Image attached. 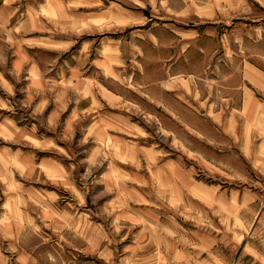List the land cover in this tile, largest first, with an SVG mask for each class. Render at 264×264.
I'll return each mask as SVG.
<instances>
[{"label":"rangeland","instance_id":"rangeland-1","mask_svg":"<svg viewBox=\"0 0 264 264\" xmlns=\"http://www.w3.org/2000/svg\"><path fill=\"white\" fill-rule=\"evenodd\" d=\"M19 1L30 14L63 16L47 28L68 40L63 59L116 94L94 104L109 121L101 132L88 113L67 129L75 93L52 116L60 147L81 166L71 186H43L68 220L45 224L35 209L41 232L24 246L39 264H132L125 249L149 224L187 248L179 264L192 244L196 264H224V236L264 213V0ZM46 2L63 11L41 12ZM107 56L116 72L103 67ZM110 239L114 257L78 251ZM163 245L157 260L171 264L177 252Z\"/></svg>","mask_w":264,"mask_h":264},{"label":"crops","instance_id":"crops-1","mask_svg":"<svg viewBox=\"0 0 264 264\" xmlns=\"http://www.w3.org/2000/svg\"><path fill=\"white\" fill-rule=\"evenodd\" d=\"M23 7L19 0H0V264H39L35 251L22 243L27 236L39 234L35 209L40 211L38 215L45 224L56 220L62 226L68 220V213H62L61 208L60 211L54 209L57 197L49 198L43 188L50 182L69 187L72 174L81 166L77 154L69 146L60 147L61 136L50 128L52 116L69 109L66 103L70 102H65L64 98L69 93L78 94L75 108L69 110L70 116L65 120L68 130L80 125L78 120L84 116L80 121L83 125L88 113L92 118L88 127L90 131L101 132L109 121L100 113L93 115L98 111L94 104L99 109L101 97L114 101L116 95L99 80L82 75L79 65L70 66L63 59L68 40L53 36L48 30L53 20L66 24L63 16L59 18L56 14L52 20L42 13L38 15L37 9H34L35 14H30V9ZM59 7L62 12V2L54 5L46 2L41 4L40 11L52 12ZM5 49L9 50L6 55ZM104 62L116 72L111 56L102 60L103 67ZM105 71L108 78L112 77ZM74 74H80L81 78L73 77ZM18 91L24 94L22 104L29 109L17 101L15 94ZM48 113L50 119L47 123ZM93 154L94 151L89 156ZM263 220L264 213L256 217L255 226L249 231L238 229L224 236V264H264ZM239 223L240 226L246 224L242 218ZM169 241H164L161 229L148 224L137 234L136 242L127 245L125 250L131 254L124 259L130 257L132 264H163L157 260V252L163 251V244L167 243L172 251L177 252L172 255L171 264H179V253L185 254L187 248L181 249L180 243H175L173 238ZM113 244L110 239L109 244L102 241L85 244L86 248L78 251L102 253V256L112 253L114 257L117 248ZM191 248L194 249L191 251ZM195 252L196 245H188L189 264H196Z\"/></svg>","mask_w":264,"mask_h":264},{"label":"bare ground","instance_id":"bare-ground-1","mask_svg":"<svg viewBox=\"0 0 264 264\" xmlns=\"http://www.w3.org/2000/svg\"><path fill=\"white\" fill-rule=\"evenodd\" d=\"M107 70V69H106ZM223 114V113H222Z\"/></svg>","mask_w":264,"mask_h":264}]
</instances>
